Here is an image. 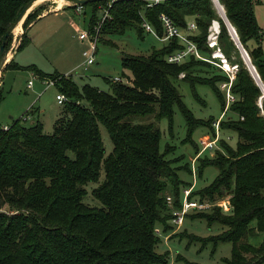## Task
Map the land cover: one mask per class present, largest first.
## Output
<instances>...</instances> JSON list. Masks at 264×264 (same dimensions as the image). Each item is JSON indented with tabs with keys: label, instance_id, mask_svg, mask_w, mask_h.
Listing matches in <instances>:
<instances>
[{
	"label": "trees",
	"instance_id": "16d2710c",
	"mask_svg": "<svg viewBox=\"0 0 264 264\" xmlns=\"http://www.w3.org/2000/svg\"><path fill=\"white\" fill-rule=\"evenodd\" d=\"M29 0H0V44L15 17ZM251 63L264 82V50L261 28L254 12L255 0H219ZM88 28L98 18L97 10L106 7L109 17L101 32H123L134 26L138 34L144 31L145 18L163 33L159 13L171 17L175 25L186 27L190 16L197 29L189 35L205 57L213 48L207 44L208 27L213 18L219 22L217 45L229 63H237L230 90L236 98L225 111L236 115L219 120L222 128L234 129L235 146L219 138L220 148L214 156H198L197 170L207 165L218 167L217 174L206 185L194 189L200 199L214 200L226 196L231 207L224 213L214 204L211 210L193 213L207 224L219 223V232L206 236L194 233L190 240L203 243L230 241L229 256L217 264H261L264 262V103L260 111V86L242 59L229 29L217 15L212 0H162L147 5L144 0H94ZM36 15L27 14L23 25ZM5 43L4 54L11 40ZM30 37L24 31L17 45L20 49ZM171 37L148 54L126 53L121 65L131 73L129 82L106 80L110 91L89 83L79 85L72 75L44 72L29 64L37 76L51 79L58 91L66 95L62 110L55 118L52 132L43 130L40 119L30 125L18 117L6 127L0 126V264H165L167 251L158 252L160 235L157 224L168 230L173 213L171 205L180 207L181 187L189 184L179 175L180 169L190 172L188 162L173 165L182 159L167 157L175 148L165 143L160 150L161 130L154 121L131 122L129 114H154L166 117L172 125L173 106L180 108L186 121L183 142H193L192 131L206 125L215 134L213 116L199 118L184 103L175 79L209 83L220 99L222 111L226 105L218 82L228 80L218 71L210 76H195L191 67L214 63L190 54L180 62H171L166 55L182 47ZM228 63V64H229ZM230 65V64H229ZM23 65L13 59L5 68ZM3 97L0 89V99ZM82 99L88 102L82 103ZM225 113V112H224ZM99 123L105 125L113 142L105 155ZM195 151L199 146L193 142ZM222 148V149H221ZM223 150L225 152H223ZM101 165L104 179L92 189L100 206L83 201L84 184L97 180ZM167 193L173 198L167 202ZM6 205L8 209L2 206ZM261 239L254 243L255 239ZM193 264V263H189ZM197 264V263H195Z\"/></svg>",
	"mask_w": 264,
	"mask_h": 264
},
{
	"label": "rangeland",
	"instance_id": "374dc122",
	"mask_svg": "<svg viewBox=\"0 0 264 264\" xmlns=\"http://www.w3.org/2000/svg\"><path fill=\"white\" fill-rule=\"evenodd\" d=\"M49 1L51 0H44V2L41 3H48ZM71 3L72 2H70V4ZM253 6L257 22L261 28V44L264 50V0H255ZM214 8L217 15H220L221 11L215 6ZM99 9L96 12L97 15L101 14V10ZM65 11L67 16L80 25V28H88V20L92 12L91 5L85 4L84 8L79 12L75 10L74 6H67L65 7ZM34 30L38 31V34L41 36L39 37V40L42 39V42L45 39H47V41L57 40L55 39L53 31L49 25H42V23H38L33 27L32 32H34ZM65 36V42L59 43L57 41V44L54 45H49L47 43L43 47H41V44L37 42L29 43V40L28 43L24 44L20 48L14 58L15 62L23 65V67L20 68H5V64L8 61H6V57L4 56L3 66L0 70V73L2 72L0 77V89L3 94V97L0 99L1 125H9L13 119L18 117L22 118V122L24 124L30 125L35 122L37 118H39L43 122V130L50 133L53 130L55 118L62 110L63 104L58 103L56 100V94L58 92L56 85L54 83L47 84V80L37 76L30 68L26 67L27 65L35 64L44 72H52L56 69L63 72L69 69V62L67 59L72 61L71 56L76 55L78 61L81 62L78 66H76V68L69 72L75 81L79 85L89 83L99 89L110 91V84L106 78L111 81H115L113 80V77L115 75H119L121 80L117 81L129 82L131 80L130 71L121 65V58L124 54H148L153 47H160L165 42L146 30L142 31L141 35L138 34L137 29L134 26L126 27L123 32H100L98 35L99 40L97 42L95 61L87 68H84L81 51L86 47V41L81 40L82 42L78 43L80 40L77 36V31L70 26H67ZM18 39L20 41L21 36H16L12 31L10 44L7 50L9 49L11 42ZM59 51L61 52L57 55ZM239 53L241 55L240 49ZM9 55L10 52L7 53V58ZM54 56L63 61H51L54 59ZM212 60L215 63L213 66L200 64L191 67V74L199 77H205L210 76L215 71L226 73V70L221 67L222 60L220 57L218 58V56H215ZM227 71L230 72L231 67L227 69ZM181 76L182 75L175 79V84L181 93L184 103L191 109L194 116L199 118H208L209 116H213V125L214 120H220L219 118L221 117L230 118V116L236 115L234 112L229 110L222 114L220 99L209 83H196L194 89H192L190 83L181 78ZM29 79L32 80V85L30 87L27 86ZM218 84L220 85L222 94L225 95L226 87L222 85V82H218ZM260 90L261 94L258 96L257 101L261 108L260 111L263 112L262 105L264 103V92L261 87ZM231 94L234 97L232 100H234L236 95L232 91ZM81 101L82 103L88 105L86 100L82 99ZM125 118L131 122L154 121L161 130L160 150H163L165 143L168 142L170 145H174L175 148L167 154V157L176 159L177 155H184L182 159L174 161L173 165L188 162L191 167L192 163H194L196 168H194V174L192 173V168H190V172L183 168L178 171L182 179L190 182L189 184L182 185L180 200H183L185 190L187 189L189 190L188 198L191 200L200 198L199 194L196 190L194 191V189L208 184L218 172V167L215 165L205 166L200 174L197 170V157L203 155L214 156L216 151L215 149H217L214 148L212 150L213 154H210L208 150H206L196 157V153L199 148L195 151L193 142H196L200 147L203 144L199 140L200 137L205 139L212 137V133L208 127L201 124L197 125L191 134L193 142H183L182 139L186 135L187 126L184 116L177 104L173 106L171 126H169V122L166 117L156 119L154 114H129ZM99 129L105 147L104 154L107 155L112 150L113 142L104 124L99 123ZM219 138H223L229 144L235 146L238 136L234 129L222 128L219 123ZM217 145H219L218 141ZM218 147L220 148V145ZM223 152L225 151L223 150ZM103 179L104 168L101 165L100 174L97 180H90L84 184L86 194L83 196V201L86 204L95 206H100L102 204L98 198L94 197L92 189ZM167 196H170V200H168ZM167 196V202L171 205L173 198L168 193ZM221 198H226V196H221L220 198L218 197L215 200H219ZM2 207L4 209H8L6 205H3ZM212 207L213 205L209 206L207 209H187L183 216V221L180 224L174 223L171 217L168 221L172 227L168 230H163V226L161 224H157L156 233L160 235V240L156 245V250L158 252L167 251V262L165 264H217L221 262L222 257L229 256L231 249L230 241H219L216 245H214L212 241L203 243L199 239L190 240L185 234L180 236V233H194L206 236L219 232L222 228L219 223L214 222L209 225L204 218L193 216V213L195 212L211 210ZM178 208L179 207L171 205V211L177 210ZM221 210L224 213H230L231 207L228 203H226L221 205ZM261 237L262 235H259L255 239H252V241L257 243ZM261 264H264V262Z\"/></svg>",
	"mask_w": 264,
	"mask_h": 264
},
{
	"label": "built area",
	"instance_id": "2783aa9c",
	"mask_svg": "<svg viewBox=\"0 0 264 264\" xmlns=\"http://www.w3.org/2000/svg\"><path fill=\"white\" fill-rule=\"evenodd\" d=\"M145 3L147 5H152L154 3H158L161 2L162 0H144ZM213 4L215 7L218 8V5L223 8V5L220 3L219 0H212ZM72 6H74L76 11H81L84 8L83 3H79V2H72ZM101 14L98 15V18L96 19V21L94 22V24L92 25V28H80L77 27V36L80 40L82 41H86L87 45L86 47L82 50V56H83V60L82 63L84 64V68H87L90 64H92L95 61L96 58V51H97V42H98V35L101 32V27L103 24V21L109 17V12L108 9L106 7H101ZM221 16V14H220ZM159 18L162 24V28H163V33L162 34H158V32L156 31L155 27L149 22L147 21L145 18H143L142 20V26L144 27V30L152 33L153 35H155L157 38H159L160 40L163 41H168L171 37H176L177 40L183 44L182 47L177 48L175 50H173L172 52L168 53L166 55V59L168 61L171 62H180L183 61L184 59H186L190 54H194L197 57L209 60L211 62H213L212 59L205 57L201 54V51L199 50V48L197 47L196 43L189 37L190 34H192L196 29H197V24L195 22L194 19H188L187 20V24L185 28H182L178 25H175V23L173 22V20L171 19V17L169 15H167L164 12H160L159 13ZM219 32V22L217 19L213 18L211 20V23L208 27V34H207V44L213 48L211 55L213 57H215L214 55V49H219L218 45H217V34ZM222 60V68L224 70H226V74L228 75V80L227 81H223L222 85L224 87H226V93H225V98H226V105L224 110L222 111V114H224L228 103L234 98L233 95L231 94V90H230V85L232 82V79L235 75V71L237 69V63H230L231 64V71H227L228 68H225V66H223L224 61L223 58L220 57ZM214 63V62H213ZM215 64V63H214ZM258 74V72H257ZM180 75H183V72L180 73ZM47 80V79H45ZM113 80L117 81V80H121L119 75H115L113 77ZM53 83V80L48 79L47 80V84ZM257 83L259 84V86L261 87V89L264 92V82L261 80L259 74H258V81ZM32 85V80L29 79L27 82V86H31ZM56 100L58 103H63L66 100V95L63 92L58 91L56 94ZM220 119V118H219ZM214 127H215V134L214 136L205 139L200 137L199 140L203 143L200 147L199 150L196 153V157L203 153V151L208 150V152L210 154H213V149L214 148H219L217 145V141L219 138V120H214L213 123ZM0 126L6 128L8 125L3 124ZM196 159V158H195ZM194 159V161H195ZM192 168V173L194 174V168L195 165L194 163H192L191 165ZM196 169V168H195ZM188 193L189 190H185V194L183 196V200H181V206L177 209L172 211L173 216H172V220L174 223L176 224H180L183 221V216L186 213L187 209L189 208H193V209H207L209 206L217 204V205H224L226 204V198H221L219 200H210V199H190L188 198ZM168 200H170V196H167Z\"/></svg>",
	"mask_w": 264,
	"mask_h": 264
},
{
	"label": "crops",
	"instance_id": "0c3cea01",
	"mask_svg": "<svg viewBox=\"0 0 264 264\" xmlns=\"http://www.w3.org/2000/svg\"><path fill=\"white\" fill-rule=\"evenodd\" d=\"M41 2H44V0L36 1V3H32L30 5V7L24 13L22 18L15 24V26L19 25L16 32H14V27H13V29H12L13 33L16 36H18V35L21 36L22 33L24 31H26L27 35L30 37L29 43H33V42L36 43L37 42V43L41 44V47H43L47 43L49 45L50 44L54 45V44H57V41L59 43L65 42V40H66L65 31L67 29V26H70L71 28H74L75 30L77 27H80L79 24H77L74 20H72L66 14L65 7L72 6L71 5L72 3L70 4V3L64 2L61 5H56V4H54V2H52V0L49 1L48 3L47 2L41 3ZM41 6H42V8H41ZM30 12H35L36 15L27 23L26 26H24L23 21H24L25 17L27 16V14ZM189 19H192V16H190ZM38 23H42V25H45V24L49 25V27L53 31V35L55 36V39H57V40L56 41H47V39H45V40H43V42H42V39L39 40V37H41V36L38 34V31L34 30V32H32L33 27ZM18 42H19V39L11 42L9 49L5 53V56H6L7 53L10 52V55L8 56V58H6V61H9L11 59L14 60V58L16 57V54L20 50V49H17ZM81 42H82L81 40L78 41V43H81ZM60 52L61 51H59L57 53V55H59ZM81 56H82V51H81ZM71 58H72L73 62L69 61L67 59V61L69 62V66H68L69 69L67 71H63V73H69L71 70L76 68V66H78V64L81 62V61H78V58H76V55H72ZM51 61L62 62L63 60L54 56V59H52ZM56 70H58V69H56ZM59 72H61V70ZM1 73H0V77H1ZM42 124H43V122H42Z\"/></svg>",
	"mask_w": 264,
	"mask_h": 264
},
{
	"label": "water",
	"instance_id": "95a60500",
	"mask_svg": "<svg viewBox=\"0 0 264 264\" xmlns=\"http://www.w3.org/2000/svg\"><path fill=\"white\" fill-rule=\"evenodd\" d=\"M34 0H29L23 7L22 9L19 11V13L17 14V16L15 17L13 23L8 27V29L6 30L3 38H2V42L0 44V70L2 69L3 66V60H4V49H5V43L7 41V36L12 33V29L15 26V24L22 18V16L24 15V13L27 11V9L30 7V5L33 3ZM72 2H79V3H86V2H90V1H94V0H71ZM221 17L223 18L224 22L226 23L228 29H229V33L231 34V37L234 39V42L236 43V45L239 47L240 51H241V55L243 57V60L245 61V63L247 64L248 69L250 70L252 76L255 78L256 81H258V74L257 71L254 67V65L251 63L250 57L246 51V49L243 47V45L241 44V42L239 41L237 32L234 28V26L229 22L225 11L223 10L221 12Z\"/></svg>",
	"mask_w": 264,
	"mask_h": 264
},
{
	"label": "bare ground",
	"instance_id": "6f19581e",
	"mask_svg": "<svg viewBox=\"0 0 264 264\" xmlns=\"http://www.w3.org/2000/svg\"><path fill=\"white\" fill-rule=\"evenodd\" d=\"M36 1H39V0H34L33 1V3H36ZM53 1V0H52ZM54 2V4H56V5H61L62 3H70V2H72L71 0H54L53 1ZM218 9L222 12L223 11V9H222V7L221 6H219L218 5ZM18 27H19V25H17V26H14V32H16L17 31V29H18ZM214 55L215 56H218V58L219 57H222L223 58V61H224V64H223V66H225V68H230L231 66L228 64V61L225 59V56L221 53V50L220 49H214ZM6 58H7V55L5 56Z\"/></svg>",
	"mask_w": 264,
	"mask_h": 264
}]
</instances>
